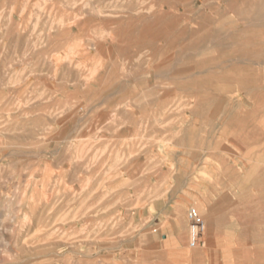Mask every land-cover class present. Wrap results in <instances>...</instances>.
<instances>
[{
	"label": "rangeland",
	"instance_id": "1",
	"mask_svg": "<svg viewBox=\"0 0 264 264\" xmlns=\"http://www.w3.org/2000/svg\"><path fill=\"white\" fill-rule=\"evenodd\" d=\"M259 162L264 0H0V264H204L179 188Z\"/></svg>",
	"mask_w": 264,
	"mask_h": 264
},
{
	"label": "crops",
	"instance_id": "2",
	"mask_svg": "<svg viewBox=\"0 0 264 264\" xmlns=\"http://www.w3.org/2000/svg\"><path fill=\"white\" fill-rule=\"evenodd\" d=\"M257 166L259 177L245 189L251 190L250 199L229 200V183L223 170L219 179L214 176L197 188L196 170L190 169L187 182L179 188L187 191L186 213L189 206L202 211L204 228L198 243L189 247L205 240L204 264H264V163ZM192 201L194 204H190ZM170 206L171 200L163 201L162 212Z\"/></svg>",
	"mask_w": 264,
	"mask_h": 264
},
{
	"label": "built area",
	"instance_id": "3",
	"mask_svg": "<svg viewBox=\"0 0 264 264\" xmlns=\"http://www.w3.org/2000/svg\"><path fill=\"white\" fill-rule=\"evenodd\" d=\"M186 217L190 224L189 246L193 247L198 243V238L204 228L203 218L195 206H189Z\"/></svg>",
	"mask_w": 264,
	"mask_h": 264
},
{
	"label": "bare ground",
	"instance_id": "4",
	"mask_svg": "<svg viewBox=\"0 0 264 264\" xmlns=\"http://www.w3.org/2000/svg\"><path fill=\"white\" fill-rule=\"evenodd\" d=\"M195 36H196V35H195ZM132 72H133V71H132ZM174 98H175V97H174ZM172 99H173V98H172ZM98 182H99V181H98ZM95 192H96V191H95ZM68 202H71V201H68ZM181 207H183V206H181ZM173 208H175V207H173ZM180 209H181V208H180ZM198 209H199V210H198L199 213L201 214V213H202L201 208L198 207ZM89 210H90V209H89ZM175 210H176V209H175ZM175 210H174V211H175ZM182 210H184V209H182ZM182 210H181V214H182V212H183ZM206 210H207V209H206ZM176 211H177V210H176ZM176 213L178 214V212H176ZM209 213H210V212H209ZM71 214H72V213H71ZM175 215H176V214H175ZM203 215H204V214H203ZM209 215H210V214H209ZM207 216H208V215H207ZM216 216H218V215H216ZM177 217H178V216H177ZM180 217H181V215H180ZM214 217H215V216H214ZM217 218H219V217H217ZM179 220H180V219H179ZM206 220H207V219H206ZM180 221H181V220H180ZM182 222H183V221H181V223H182ZM206 222H207V221H206ZM183 224H184V223H183ZM183 224H182V225H183ZM206 224H207V223H206ZM206 224H205V225H206ZM182 225H181V227H182ZM183 226H185V225H183ZM208 227H210V226H208ZM210 230H211V229H210ZM188 231H189V228H188ZM179 233H180V232H179ZM210 233H211V232H210Z\"/></svg>",
	"mask_w": 264,
	"mask_h": 264
}]
</instances>
